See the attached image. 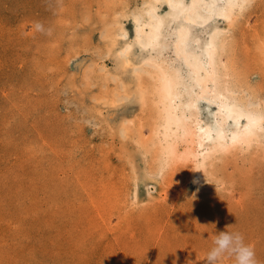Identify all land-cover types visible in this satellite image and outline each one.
<instances>
[{
	"label": "rangeland",
	"instance_id": "obj_1",
	"mask_svg": "<svg viewBox=\"0 0 264 264\" xmlns=\"http://www.w3.org/2000/svg\"><path fill=\"white\" fill-rule=\"evenodd\" d=\"M261 2L242 17L248 41L240 47L264 33ZM106 6L0 0V264H205L212 237L227 225L264 264L260 155L220 163L217 187L203 192L180 167L166 178L171 197L134 203L136 161L109 124L114 111H95L103 78L83 73L93 59L113 65L99 34L117 9Z\"/></svg>",
	"mask_w": 264,
	"mask_h": 264
},
{
	"label": "bare ground",
	"instance_id": "obj_2",
	"mask_svg": "<svg viewBox=\"0 0 264 264\" xmlns=\"http://www.w3.org/2000/svg\"><path fill=\"white\" fill-rule=\"evenodd\" d=\"M261 1L107 0L117 10L99 35L113 65L93 59L83 73L103 78L95 111H114L125 156L142 162L132 164L134 203L171 197L166 178L180 167L202 191L217 187L219 164L237 153L264 157V33L243 48L238 30Z\"/></svg>",
	"mask_w": 264,
	"mask_h": 264
},
{
	"label": "clouds",
	"instance_id": "obj_3",
	"mask_svg": "<svg viewBox=\"0 0 264 264\" xmlns=\"http://www.w3.org/2000/svg\"><path fill=\"white\" fill-rule=\"evenodd\" d=\"M234 227L235 225H227L225 231L214 234L213 247L206 255L205 264H219L225 254L234 257L235 264H259L254 246L245 243L244 236L240 232L228 231Z\"/></svg>",
	"mask_w": 264,
	"mask_h": 264
}]
</instances>
